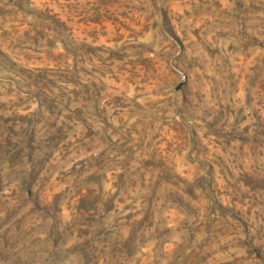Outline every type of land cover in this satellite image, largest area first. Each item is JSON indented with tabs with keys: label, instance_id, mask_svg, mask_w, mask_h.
I'll return each instance as SVG.
<instances>
[{
	"label": "rangeland",
	"instance_id": "obj_1",
	"mask_svg": "<svg viewBox=\"0 0 264 264\" xmlns=\"http://www.w3.org/2000/svg\"><path fill=\"white\" fill-rule=\"evenodd\" d=\"M0 264H264V0H0Z\"/></svg>",
	"mask_w": 264,
	"mask_h": 264
}]
</instances>
